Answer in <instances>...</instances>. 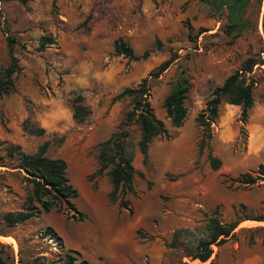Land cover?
I'll return each instance as SVG.
<instances>
[{"label": "rangeland", "instance_id": "1", "mask_svg": "<svg viewBox=\"0 0 264 264\" xmlns=\"http://www.w3.org/2000/svg\"><path fill=\"white\" fill-rule=\"evenodd\" d=\"M149 5L146 0H0V68L9 63L8 35L19 41L14 53L20 65L15 91L0 94V140L26 153L47 142L45 155L66 161V176L78 192L72 202L84 214L79 221L72 212L53 208L3 227L6 264H60L67 251L89 264H200L188 255L205 236L214 211L223 222L238 224L224 244L212 245L210 261L264 262V176L257 172L264 165V0H249L240 34L237 28L229 32L225 6L215 10L201 0H151ZM42 36L53 43L41 48ZM118 38L133 47L134 58L115 54ZM144 50L146 58L140 57ZM169 58L164 71L150 75ZM243 63L252 65L247 76L254 80L247 121L240 105L222 101L212 137L199 149L198 113L212 90ZM180 73L190 89L186 117L175 127L163 103ZM144 77L166 133L152 139L143 164L140 130L134 123L127 127L124 145L136 169L133 190L120 189L111 200L108 169L97 172L100 144L119 132L131 108L128 97H113ZM77 94L90 109L82 123L72 118ZM39 127L45 132L28 130ZM209 152L220 158L219 168L211 167ZM0 157L6 163L0 165L1 217L23 207L32 185L11 166L15 160L3 148ZM246 172L257 177L254 183L240 182ZM47 227L60 241L45 234ZM177 230L178 243L171 247Z\"/></svg>", "mask_w": 264, "mask_h": 264}, {"label": "trees", "instance_id": "2", "mask_svg": "<svg viewBox=\"0 0 264 264\" xmlns=\"http://www.w3.org/2000/svg\"><path fill=\"white\" fill-rule=\"evenodd\" d=\"M24 2L25 0H18ZM55 0H53L54 3ZM212 6L215 10H220L222 6L227 9V19L229 20V32L237 28V34L242 31L241 15L244 13L249 0H201ZM192 30L189 27V33ZM204 29L199 31L202 33ZM7 52L9 63L0 68V94H9L15 91L14 74L20 70L18 58L14 53L15 44L19 43L14 36L8 35ZM53 43V39L48 36L40 38V47ZM25 47L24 45H21ZM114 52L117 55H124L128 58H134L133 47L123 38H118L114 42ZM149 55L148 50H144L140 57L146 58ZM172 62V59H166L157 65L150 75L158 76ZM252 69L251 64L243 63L241 68L230 73L219 86H216L197 117V123L202 127L201 144L199 149L204 146L205 140L212 137L211 124L218 116L219 105L222 101L230 104L240 105L241 119L245 123L248 118L249 109L253 106V86L254 80L247 76ZM149 82L148 77H144L134 87H126L118 93L113 100L128 97L131 108L123 115L120 123V130L100 144L99 167L97 172L108 169L112 188L109 193L111 200H115L120 189L133 190V181L136 169L132 164L133 154L129 152L124 145V139L128 134L127 127L132 123L136 124L140 130L138 139V148L142 155L143 164H148V147L153 138L166 133L164 122L154 114L153 107L149 100ZM190 89V83L183 73H180L173 83L170 92L165 96L163 106L167 117L175 127H180L186 117L187 109L185 99ZM90 114L89 107L84 103V96L77 94L72 100V118L77 123L84 122ZM28 120V119H27ZM27 129V127L25 126ZM32 133L41 134L45 128L28 129ZM0 148L5 150L8 158L15 160L13 168H18L25 173V178L31 182L32 188L30 195L26 198L22 208L4 213L0 217V235H4L3 227H11L17 223L24 222L32 217L39 216L41 213H47L50 209H66L72 212V218L81 221L83 212L78 211L72 199L77 197V189L72 186L66 176V161L62 158H51L45 155L47 142L41 144L35 153H26L21 151L20 146L7 141L0 140ZM2 157H0L1 159ZM211 167L217 169L221 165L219 157L208 154ZM0 165H5L0 161ZM258 177L264 176V165L258 167ZM240 182L252 184L256 176L249 172L240 175ZM263 220V219H258ZM238 223L223 222L217 212H212L207 220L205 227V236L197 239L193 243V251L188 256L192 259H198L202 262L207 261L212 253V245L221 246L228 238L233 236ZM179 230L173 233V238L169 246L176 247L177 234ZM45 234L50 235L60 241L59 236L51 227L45 229ZM0 264H6V257L3 254V245L0 243ZM19 264H22L19 262ZM60 264H89L88 260L79 257L76 253L67 251ZM209 264H213L211 261ZM264 264V262L260 263Z\"/></svg>", "mask_w": 264, "mask_h": 264}, {"label": "crops", "instance_id": "3", "mask_svg": "<svg viewBox=\"0 0 264 264\" xmlns=\"http://www.w3.org/2000/svg\"><path fill=\"white\" fill-rule=\"evenodd\" d=\"M146 2H147V5L148 6H150L149 5V2H151V0H146ZM262 8H263V5H262ZM260 26H261V16H260ZM44 128V127H43ZM228 243V242H227ZM219 250H221V249H219ZM220 253V252H219ZM219 253H218V255H219ZM214 255V252H213V254L211 255V257L207 260V261H204V262H202V261H200L199 260V262H200V264H208L209 262H210V260H211V258H212V256ZM231 257V256H230ZM214 261V260H213Z\"/></svg>", "mask_w": 264, "mask_h": 264}]
</instances>
